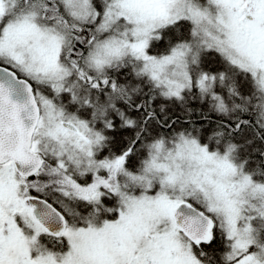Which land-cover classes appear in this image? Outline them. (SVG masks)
I'll return each instance as SVG.
<instances>
[{"label":"snow or ice","instance_id":"obj_1","mask_svg":"<svg viewBox=\"0 0 264 264\" xmlns=\"http://www.w3.org/2000/svg\"><path fill=\"white\" fill-rule=\"evenodd\" d=\"M0 264H264V0H0Z\"/></svg>","mask_w":264,"mask_h":264}]
</instances>
